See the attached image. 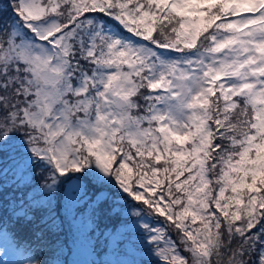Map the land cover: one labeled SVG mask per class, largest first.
Masks as SVG:
<instances>
[{"label":"snow or ice","instance_id":"snow-or-ice-1","mask_svg":"<svg viewBox=\"0 0 264 264\" xmlns=\"http://www.w3.org/2000/svg\"><path fill=\"white\" fill-rule=\"evenodd\" d=\"M0 264H264V0H0Z\"/></svg>","mask_w":264,"mask_h":264}]
</instances>
